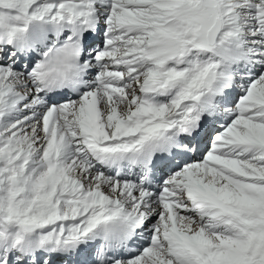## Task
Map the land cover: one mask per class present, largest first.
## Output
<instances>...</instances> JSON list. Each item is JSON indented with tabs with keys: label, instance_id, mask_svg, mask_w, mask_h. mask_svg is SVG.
Instances as JSON below:
<instances>
[{
	"label": "snow or ice",
	"instance_id": "snow-or-ice-1",
	"mask_svg": "<svg viewBox=\"0 0 264 264\" xmlns=\"http://www.w3.org/2000/svg\"><path fill=\"white\" fill-rule=\"evenodd\" d=\"M0 264H264V0H0Z\"/></svg>",
	"mask_w": 264,
	"mask_h": 264
}]
</instances>
